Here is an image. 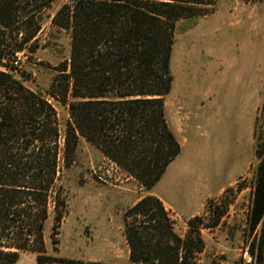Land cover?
<instances>
[{"label": "trees", "instance_id": "trees-1", "mask_svg": "<svg viewBox=\"0 0 264 264\" xmlns=\"http://www.w3.org/2000/svg\"><path fill=\"white\" fill-rule=\"evenodd\" d=\"M215 3L70 0L63 4L51 25L69 32V58L55 69L48 91L67 107L61 135L51 103L10 73L15 53H23L29 41L12 36L20 18L28 14V3L0 0V264H15L26 252L37 253V264H107L41 255L52 195L54 226L62 218L63 198L55 190L59 140L63 139L64 165L72 164L84 140L151 190L180 153L165 113L173 82L170 62L176 25L211 14ZM45 5L36 4L30 11L38 12ZM39 29L37 25L34 35ZM255 155L258 164L247 224L250 232L260 226L254 259L262 264L264 144L256 146ZM205 227L204 218L193 217L181 237L161 200L151 194L142 196L123 213L129 264H198L196 256L204 251L200 229Z\"/></svg>", "mask_w": 264, "mask_h": 264}, {"label": "rangeland", "instance_id": "rangeland-1", "mask_svg": "<svg viewBox=\"0 0 264 264\" xmlns=\"http://www.w3.org/2000/svg\"><path fill=\"white\" fill-rule=\"evenodd\" d=\"M19 1L21 6L28 3L29 10L12 36L29 41L18 64L10 63V73L51 103L62 135L67 107L48 91L55 69L69 58L70 36L53 27L51 18L70 0L48 6L47 0ZM36 4L45 6L31 12ZM170 66L173 82L165 113L180 145L178 156L147 191L84 140L72 164L64 165L60 138L55 190L63 198L62 218L54 226L52 195L41 255L129 264L123 213L151 194L161 200L181 237L189 219H205L208 227L200 229L204 251L196 256L198 264H255L260 226L250 232L247 218L258 164L256 146L264 144V0H216L211 14L179 22ZM221 211L218 224L211 227ZM36 255L23 253L15 264H37ZM262 259L264 264V252Z\"/></svg>", "mask_w": 264, "mask_h": 264}, {"label": "built area", "instance_id": "built-area-1", "mask_svg": "<svg viewBox=\"0 0 264 264\" xmlns=\"http://www.w3.org/2000/svg\"><path fill=\"white\" fill-rule=\"evenodd\" d=\"M22 56V52L15 53L14 65L18 64L19 58Z\"/></svg>", "mask_w": 264, "mask_h": 264}]
</instances>
